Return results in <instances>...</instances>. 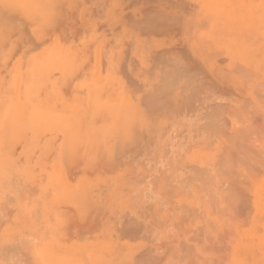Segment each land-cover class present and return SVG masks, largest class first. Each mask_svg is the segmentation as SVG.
<instances>
[{"label": "rangeland", "instance_id": "obj_1", "mask_svg": "<svg viewBox=\"0 0 264 264\" xmlns=\"http://www.w3.org/2000/svg\"><path fill=\"white\" fill-rule=\"evenodd\" d=\"M0 5V264H264V0Z\"/></svg>", "mask_w": 264, "mask_h": 264}, {"label": "bare ground", "instance_id": "obj_2", "mask_svg": "<svg viewBox=\"0 0 264 264\" xmlns=\"http://www.w3.org/2000/svg\"><path fill=\"white\" fill-rule=\"evenodd\" d=\"M27 1H28V0H27ZM15 2H16V1H15ZM15 2H14V3H15ZM51 3H52V1H51ZM179 3H180V2H179ZM209 3H210V2H209ZM53 4H54V3H53ZM177 4H178V3H177ZM213 4H214V3H213ZM3 5H4V4H3ZM3 5H2V6H3ZM221 5H222V4H221ZM0 6H1V5H0ZM4 6H5V5H4ZM41 6H42V5H41ZM5 7H6V6H5ZM52 7H53V6H52ZM53 8H54V7H53ZM53 8H52V9H53ZM205 10H206V8H205ZM7 11H8V10H7ZM3 12H4V11H3ZM33 12H34V10H33ZM52 13H53V12H52ZM33 14L35 15V14H37V12H36V13L34 12ZM33 14H32V15H33ZM54 14H55V13H54ZM7 15H8V14H7ZM46 15H47V14H46ZM153 15H154V14H153ZM40 16H41V15H40ZM49 16H50V15H49ZM156 16H157V15H156ZM6 17H7V16H5V18H6ZM36 17H37V15H36ZM161 17H162V16H161ZM176 17H177V16H176ZM50 18H51V17H50ZM162 18H164V17H162ZM51 19H52V18H51ZM164 19H165V18H164ZM215 19H216V18H215ZM6 20H7V19H6ZM149 27H150V26H149ZM4 28H5V26H4ZM232 34H233V33H232ZM211 39H212V38H211ZM208 40H209V38H208ZM238 40H239V39H238ZM242 44H243V43H242ZM61 51H62V50H61ZM176 51H177V50H176ZM179 51H180V50H179ZM177 52H178V51H177ZM253 52H254V50H253ZM251 53H252V52H251ZM175 54H176V52H175ZM181 54H182V53H181ZM198 55H199V54H198ZM60 56H61V55H60ZM175 56H176V55H174V57H175ZM177 57H178V58H181V59L183 58V57H180V56H177ZM188 58H189V57H188ZM222 58H223V57H222ZM224 58H225V57H224ZM256 60H257V59H256ZM38 61H39V60H38ZM221 61H222V60H221ZM187 62H188V61H187ZM254 62H255V61H254ZM56 63H57V62H56ZM252 63H253V62H252ZM260 64H261V63H260ZM60 65H61V64H60ZM255 65H256V64H255ZM241 67H242V66H241ZM262 67L264 68V66H262ZM238 68H240V65H239V67L237 66V69H238ZM243 68H244V67H243ZM243 68H242V69H243ZM263 68H262V69H263ZM34 69H35V68H34ZM235 69H236V68H235ZM237 69H236V70H237ZM245 69H246V68H245ZM248 69H249V68H248ZM243 70H244V69H243ZM68 71H69V70H68ZM237 71H238V70H237ZM244 71H245V70H244ZM263 71H264V70H263ZM246 72H247V71H246ZM239 73H240V71H239ZM252 73H253V72H252ZM23 74H24V73H23ZM255 74H256V73H255ZM165 75H166V74H165ZM167 75H168V74H167ZM167 75H166V76H167ZM22 77H23V76H22ZM165 78H166V77H165ZM251 78H252V77H251ZM44 79H45V78H44ZM163 79H164V78H163ZM247 79H248V78H247ZM164 80H165V79H164ZM35 81H36V80H35ZM175 88H176V87H175ZM192 88L195 89V87H193V86H192ZM192 88H191V89H192ZM191 89H190V91H191ZM260 90H261V89H260ZM168 91H171L170 88L168 89ZM168 91H167V92H168ZM180 91H181V90H180ZM190 91H188V92H190ZM198 91H199V90H198ZM195 92H197V91H195ZM195 92H193V95H194V94H197V93H195ZM180 93H181V92H180ZM199 93H200V92H199ZM190 94H191V93H190ZM202 94H203V93H202ZM41 95H42V94H41ZM193 95H188V96H190V97L192 98V97L195 96V95H194V96H193ZM197 95H199V94H197ZM197 95H196V96H197ZM173 96H174V95H173ZM202 96H203V95H202ZM204 96L206 97V95H204ZM229 96H230V95H229ZM96 97H97V96H96ZM98 97H99V96H98ZM186 97H187V96H185V98H186ZM221 97H222V96H221ZM169 98H170V97H169ZM169 98H168V99H169ZM171 98H172V97H171ZM171 98H170V100H168V102L170 101V102H169V105H170V104L172 105L173 103H174L175 105H177L176 103L178 102V100H177V102L175 103V102H173L175 97H174L173 99H171ZM191 98L188 97V99H186V102L189 101ZM202 98H203V97H202ZM47 99H48V98H47ZM176 99H178V98H176ZM193 99H194V98H193ZM172 100H173V101H172ZM183 100H184V99H183ZM190 101H191V100H190ZM44 102H45V100L43 101V103H44ZM172 102H173V103H172ZM182 102H184V101H182ZM14 104H15V103H14ZM33 104H34V103H33ZM192 104H194V102H193ZM15 105H16V104H15ZM89 105H90V104H89ZM179 105L181 106L182 104L179 102ZM206 105H207V104H206ZM18 106H19V105H18ZM45 106H46V105H45ZM207 106H208V105H207ZM90 107H91V106H90ZM169 107H171V106H169ZM172 107H173V106H172ZM18 108H19V107H18ZM33 108H34V107H33ZM194 108H195V112H197V111H196V108H197V107L194 106ZM242 108H243V107H242ZM11 109H12V108H11ZM58 109H59V108H58ZM197 109H198V108H197ZM32 110H33V109H32ZM34 110H35V109H34ZM246 110H247V109H246ZM24 111H25V110H24ZM24 111H23V112H24ZM193 111H194V110H193ZM215 111H216V110H215ZM215 111H214V112H215ZM18 112H19V111H18ZM25 112H26V111H25ZM28 112H29V109H28ZM34 112H35V111H34ZM210 112L212 113V111H210ZM214 112H213V113H214ZM228 112H229V110H228ZM13 113H14V112H13ZM60 113H61V112H60ZM216 113H217V112H216ZM216 113H215V114H216ZM232 113H233V112H232ZM10 114H11V113H10ZM10 114L8 115V117L10 116ZM212 115H214V114H212ZM214 116H215V115H214ZM239 116H240V115H239ZM200 118H201V117H200ZM214 118H215V117H212V118H210V120H211V119H214ZM8 119H9V118H8ZM210 120H209V121H210ZM214 120H215V119H214ZM7 121H8V120H7ZM9 121L11 122V119H10ZM20 121H21V119H20ZM212 121H213V120H211V123H209V122H207V123L209 124L210 129H216V127H217L216 125H214V126H216V127H214V128H212V127L210 126V125H212V123L215 122V121H213V122H212ZM224 121L226 122V120H224ZM224 121H223V122H224ZM234 121H235V120H234ZM12 122H13V121H12ZM207 123H206V125H208ZM215 123H216V122H215ZM217 124H218V123H217ZM219 124H220V123H219ZM219 124H218V127H219ZM201 126H202V125H201ZM212 126H213V125H212ZM199 127H200V126H199ZM204 127H205V126H204ZM209 127H208V128L206 127V128L209 130ZM222 127H223V125H222ZM222 127H220V128H222ZM28 128H29V127H28ZM201 128H202V127H201ZM220 128L218 129L219 131H220ZM207 129L204 128V131H206ZM231 129H232V128H231ZM241 129H242V128H241ZM249 129H250V128H249ZM24 130H25V129H24ZM201 130H202V129H201ZM233 130H234V129H233ZM243 130H244V129H243ZM202 131H203V130H202ZM213 131H214V130H213ZM227 131H228V130H227ZM12 132H13V131H12ZM25 132H26V131H25ZM98 132H99V131H98ZM198 132H199V131H198ZM208 132H209V134H210L211 131H208ZM222 132H224V131H222ZM233 132H234V131H233ZM9 133H10V132H9ZM206 133H207V132H206ZM214 133H217V130H216V132H214ZM220 133H221V132H220ZM222 134H223V133H222ZM205 135H207V134H205ZM210 135H211V134H210ZM216 135H217V134H216ZM216 135H214L215 138H216ZM229 135H230V134H229ZM238 135H239V134H238ZM15 136H16V135H15ZM18 137H19V136H18ZM20 137H21V136H20ZM20 137H19V138H20ZM27 137H28V136H27ZM27 137H26V138H27ZM206 137H207V136H206ZM16 138H17V137H15V139H16ZM21 138H22V137H21ZM211 138H212V137H210V139H211ZM219 138H220V137H219ZM227 138H228V135H227ZM230 138H231V137H230ZM15 139H14V140H15ZM205 139H206V138H205ZM217 139H218V138H217ZM8 140H9V139H8ZM10 140H12V139H10ZM211 140H212V139H211ZM213 140H214V137H213ZM4 141H5V140H4ZM6 141H7V140H6ZM12 141H13V140H12ZM20 141H21V140H20ZM23 141H24V140H23ZM231 141H232V139H231ZM216 142H217V141L215 140V143H216ZM228 142H230V141H228ZM7 143L9 144V142H7ZM8 144H6V145L8 146ZM10 144H13V143H10ZM10 144H9V145H10ZM14 144H15V142H14ZM212 145H213V144H212ZM224 147H225V146H224ZM226 147H227V145H226ZM249 147H250V146H249ZM4 149H5V147H4ZM223 150H224V149H223ZM223 150H222V151H223ZM2 151H3V150H2ZM8 151H9V150H8ZM10 151H11V150H10ZM4 152H5V151H3V153H4ZM7 153H8V152H7ZM221 164H222V163H221ZM192 167H194V165H193ZM187 168H189V167H187ZM207 168H208V167H207ZM207 168H206V170H207ZM192 169H193V168H192ZM192 169H190V170H192ZM208 169H209V168H208ZM206 170H205V171H206ZM211 171H212V170H211ZM213 172H214V170H213ZM191 177H192V176H191ZM3 178H4V177H3ZM192 178H193V177H192ZM0 179H1V178H0ZM212 180H213V179H212ZM206 181H207V180H206ZM162 182H163V181H162ZM2 184H4V183H2ZM5 188H6V187H5ZM10 190H11V189H10ZM144 206H145V205H144ZM18 215H19V214H18ZM19 217H20V216H19ZM160 220H161V219H160ZM129 221H130V220H129ZM135 227H136V226H135ZM40 244H41V243H40ZM40 244H39V245H40ZM35 250H36V249H35ZM27 261H28V260H27Z\"/></svg>", "mask_w": 264, "mask_h": 264}]
</instances>
